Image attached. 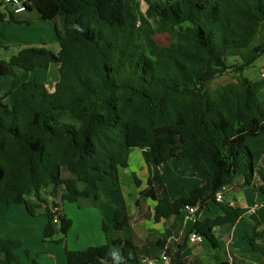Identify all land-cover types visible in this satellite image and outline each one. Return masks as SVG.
I'll return each mask as SVG.
<instances>
[{
  "label": "trees",
  "instance_id": "1",
  "mask_svg": "<svg viewBox=\"0 0 264 264\" xmlns=\"http://www.w3.org/2000/svg\"><path fill=\"white\" fill-rule=\"evenodd\" d=\"M22 2L53 21L60 51L24 47L0 59V76L9 86L0 95V203L23 204L36 215L49 187L62 202L98 200L102 187L122 190L119 169L130 166L133 148L148 147L156 164L191 158L208 172L202 185L176 199L164 178L151 174L140 198L155 203V220L213 202L223 214L197 219L190 234L222 247L214 229L241 214L217 201V192L241 179L264 194V77L244 75L264 55L258 39L264 0H148L152 32L142 39L125 0ZM52 63L59 71L53 89L35 75ZM230 69L236 77L211 88ZM134 179L140 186L136 174ZM113 212L112 228L130 226L126 205ZM46 216L44 237L54 241L62 233L65 239L73 219L56 200ZM251 242L264 257V229ZM22 245L0 235V264H21L16 249ZM116 245L122 246L120 257ZM165 252L169 264H187L179 251ZM139 253L131 239L119 238L66 248L68 264H140Z\"/></svg>",
  "mask_w": 264,
  "mask_h": 264
},
{
  "label": "crops",
  "instance_id": "2",
  "mask_svg": "<svg viewBox=\"0 0 264 264\" xmlns=\"http://www.w3.org/2000/svg\"><path fill=\"white\" fill-rule=\"evenodd\" d=\"M158 1L165 2V0ZM148 4V0H125L126 15L129 13L127 15L128 19L137 22L140 38L152 32L151 20L146 16ZM11 17L14 20H11ZM34 19L39 23V27L35 26L38 33L32 29L34 28L32 27ZM46 21L41 18L37 10L33 11L25 8L16 11L12 3H0V59H4L2 56L11 58L24 47L45 46L54 53H58L60 44L56 32L52 28L51 22ZM259 36H264V22ZM54 85L51 89L54 88ZM8 88L6 79L0 76V95H4ZM133 152L143 174V178L138 177L141 185L137 187L138 190L134 194L125 192L120 176L121 191L102 187L103 195L98 200L92 197H81L94 199L99 203V206L101 204L105 205L101 221L103 222V230L104 225L109 226L110 229L105 233L106 241L102 239L96 245H102L118 238L131 239L140 249L141 260L143 258H153L156 259V264L170 263V257L163 258V256H166L165 251L167 248L170 249L171 253L179 251L187 264H264L263 255L252 249L253 243L251 242L255 232H261L264 229V194L257 187L253 185L242 186L243 180L241 179L228 186L223 202L228 208L238 210L241 215L238 220L217 226L214 229L216 236L225 241L222 247L214 248L205 239L201 243H193L189 240V234L194 221L187 218L185 210L178 215L156 221L154 217L155 203L150 199L142 200L139 193L140 190L150 186L151 174L153 176L161 175L164 178L170 197L176 199L182 195H187L194 187L202 185L208 177L207 170L199 161L191 158H174L166 163L156 164L151 149L148 147L133 148L130 155V165ZM120 172L121 168L119 169V175ZM104 192L110 194L108 200H105ZM58 203L66 213L65 202L60 200ZM231 203H234L233 206L230 205ZM121 205L128 207L131 224L123 230H116L112 228L114 222L113 210L115 206ZM106 213L110 221L106 220L104 216ZM220 214H223L221 207L210 202L208 206L202 209L198 208L196 218L205 220L208 217H215ZM0 224H2V216H0ZM44 226L45 224L43 225V231ZM10 232L12 231L4 230L2 225L0 226V235L2 233L10 234ZM28 234L32 236L30 231H28ZM159 241L164 243L165 247H162ZM257 242H261V239H257ZM66 248H68L67 244L65 245L64 256L61 254L63 257H59L58 264H68ZM114 252L120 257L122 246H114Z\"/></svg>",
  "mask_w": 264,
  "mask_h": 264
},
{
  "label": "rangeland",
  "instance_id": "3",
  "mask_svg": "<svg viewBox=\"0 0 264 264\" xmlns=\"http://www.w3.org/2000/svg\"><path fill=\"white\" fill-rule=\"evenodd\" d=\"M127 15H129V13ZM46 22H51L52 28L54 29L53 21L47 20ZM32 24V27H34L32 29L38 33L35 26H38L39 23L34 19ZM258 39L259 42H263L264 36H259ZM5 57L6 56H2L4 59H10V57ZM236 61V59L229 60L230 64L236 63ZM35 73L40 81H44L49 84L50 88H52V85L55 84V80L58 77L59 71L57 64L52 63L49 69L38 70ZM263 73L264 55L251 63L244 70V75L253 80L263 77ZM236 74L237 73L234 69H230L224 75L214 80L210 84L211 88H215L231 81L236 77ZM134 154L135 153L133 152L131 156V167L121 168L120 172L121 182L124 184L125 192L132 194L138 190L134 174L139 178H143V174ZM51 190L52 187L43 190V198H45L46 201H49L37 209L36 215H31L23 204H15L12 205L11 208H7L4 204L0 203V216H2V224H0V226L2 225L4 230L12 231L10 234L2 233L1 236L17 238L23 241V245L16 249L21 264H58L60 258L64 256L66 244L69 249L75 248L76 250H81L98 244L102 239L106 241V231L103 230V222L101 221L103 216L102 212L105 211V205L101 204L99 206V203L94 199L89 198H81L78 203L65 202V211L73 219L71 230L65 239L62 233H58L54 237V241L46 239L44 237L43 225L47 222V206L53 208V200L60 202L61 195L59 193L56 197L52 196L49 193ZM104 193L105 200H108L110 194L107 192ZM104 216L107 221H110L107 213L104 214ZM28 231H30L32 236H29ZM208 243L210 244V242ZM61 254L63 256H61Z\"/></svg>",
  "mask_w": 264,
  "mask_h": 264
},
{
  "label": "built area",
  "instance_id": "4",
  "mask_svg": "<svg viewBox=\"0 0 264 264\" xmlns=\"http://www.w3.org/2000/svg\"><path fill=\"white\" fill-rule=\"evenodd\" d=\"M2 2H8V3H12L15 8L16 11H20L25 9L24 3L22 2V0H0V3ZM264 77V73L262 74ZM228 186L223 187L222 190H220L219 192H217L216 194V200L219 202H223L225 199V194L227 191ZM234 203H231L230 205L233 206ZM199 206L198 205H186L184 210L187 213V218L188 219H192L194 222L197 220L196 218V214L198 211ZM57 221V220H56ZM189 240L193 243H201L204 241V237L202 234L197 233V232H192L189 235ZM163 258H167V256H163ZM156 259L153 258H143L141 260L140 264H156Z\"/></svg>",
  "mask_w": 264,
  "mask_h": 264
},
{
  "label": "water",
  "instance_id": "5",
  "mask_svg": "<svg viewBox=\"0 0 264 264\" xmlns=\"http://www.w3.org/2000/svg\"><path fill=\"white\" fill-rule=\"evenodd\" d=\"M56 227H57V225H56Z\"/></svg>",
  "mask_w": 264,
  "mask_h": 264
}]
</instances>
